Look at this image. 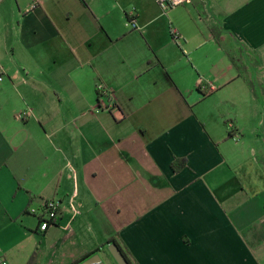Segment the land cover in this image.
Returning <instances> with one entry per match:
<instances>
[{
	"label": "crops",
	"instance_id": "0c3cea01",
	"mask_svg": "<svg viewBox=\"0 0 264 264\" xmlns=\"http://www.w3.org/2000/svg\"><path fill=\"white\" fill-rule=\"evenodd\" d=\"M174 1L0 0L7 264H264V0Z\"/></svg>",
	"mask_w": 264,
	"mask_h": 264
},
{
	"label": "built area",
	"instance_id": "2783aa9c",
	"mask_svg": "<svg viewBox=\"0 0 264 264\" xmlns=\"http://www.w3.org/2000/svg\"><path fill=\"white\" fill-rule=\"evenodd\" d=\"M159 7L164 13H168L172 9L178 7L180 4L174 0H156ZM133 27H136L135 23L130 22ZM172 35L174 36L175 39L179 38L178 32L176 30L172 31ZM3 80V76L0 73V81ZM99 91L104 90V94L108 95V92L105 91L104 86H100ZM25 114H20L18 115V118H23ZM60 210H61V204L57 200H49L44 203L40 213V230L42 232L47 231L51 226L56 224L57 221V216L60 215ZM31 214H36L37 210L35 209H30ZM0 264H7L6 261H4L3 258H0Z\"/></svg>",
	"mask_w": 264,
	"mask_h": 264
},
{
	"label": "trees",
	"instance_id": "16d2710c",
	"mask_svg": "<svg viewBox=\"0 0 264 264\" xmlns=\"http://www.w3.org/2000/svg\"><path fill=\"white\" fill-rule=\"evenodd\" d=\"M100 93V91H98ZM187 165V160L186 159H177L176 161H174V163L172 164V168L175 172H180L183 168H185ZM61 212V210H60ZM116 243L118 245V247L121 249V251L124 253L125 257L127 258V260L129 261L130 264H136V262L130 257L129 252L127 250H125L123 248V246L118 242V240L116 238H112L108 244L111 243ZM101 248H98L96 251L86 254L84 256H82L81 258L72 261L69 264H81L83 261H85L86 259H88L89 257L93 256L94 254L101 252ZM36 254L34 255V257L32 258V261L29 264H34L35 260H36Z\"/></svg>",
	"mask_w": 264,
	"mask_h": 264
},
{
	"label": "water",
	"instance_id": "95a60500",
	"mask_svg": "<svg viewBox=\"0 0 264 264\" xmlns=\"http://www.w3.org/2000/svg\"><path fill=\"white\" fill-rule=\"evenodd\" d=\"M108 251L111 254L112 258L116 262V264H130L127 258L125 257L124 253L118 247L116 243H111L108 245ZM81 264H106L101 257L100 253H96L93 256L89 257Z\"/></svg>",
	"mask_w": 264,
	"mask_h": 264
},
{
	"label": "rangeland",
	"instance_id": "374dc122",
	"mask_svg": "<svg viewBox=\"0 0 264 264\" xmlns=\"http://www.w3.org/2000/svg\"><path fill=\"white\" fill-rule=\"evenodd\" d=\"M186 5V4H185ZM184 6V4H182V5H179L177 8H182ZM130 26H131V28H133L132 27V24L130 23L129 24ZM251 57L249 56L247 59H250ZM57 220H60V217H59V215L57 216ZM71 226H70V224H68L67 225V227H65V230L67 231V232H69V231H71V228H70ZM116 228V227H115ZM100 229H103V228H97V232L99 233V236L101 237V235H102V233L100 232ZM107 229H109V228H106V230ZM117 229V228H116ZM54 230H59V229H52V231H54ZM60 231V230H59ZM97 233V234H98ZM107 241L108 240H106V242H103L104 244L105 243H107ZM79 247H80V245L78 244V242H75L74 241V238H72V239H70V240H68V242H67V244H62V247H61V250H63V249H65V252H68V255H69V253L70 252H75V251H78L79 250ZM53 248V247H52ZM51 248V250H53ZM54 250H56L55 248H54ZM53 250V251H54ZM109 252V251H108ZM100 253V255H101V257L103 258V260H104V262L106 263V264H116V262L114 261V259H111L110 257L108 258V257H106V251L105 252H99ZM111 255V254H110Z\"/></svg>",
	"mask_w": 264,
	"mask_h": 264
}]
</instances>
